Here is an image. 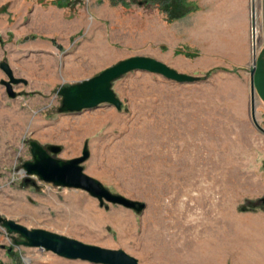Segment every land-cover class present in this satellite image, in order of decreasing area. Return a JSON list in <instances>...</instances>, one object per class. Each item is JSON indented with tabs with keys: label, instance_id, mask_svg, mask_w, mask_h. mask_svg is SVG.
I'll use <instances>...</instances> for the list:
<instances>
[{
	"label": "rangeland",
	"instance_id": "1",
	"mask_svg": "<svg viewBox=\"0 0 264 264\" xmlns=\"http://www.w3.org/2000/svg\"><path fill=\"white\" fill-rule=\"evenodd\" d=\"M11 3L0 0V65L10 62L26 81L14 82L10 96L0 66V217L123 248L143 264H264V129L254 123L242 75L203 69L199 51L170 32L182 8L168 0L59 3L54 36L41 21L28 27L10 16ZM139 54L199 79L130 71L114 81L122 110L103 102L60 111L62 85ZM31 140L62 146L61 159L87 145L85 172L146 208L102 205L84 188L31 175L24 167ZM23 241L0 221V264H94Z\"/></svg>",
	"mask_w": 264,
	"mask_h": 264
},
{
	"label": "water",
	"instance_id": "2",
	"mask_svg": "<svg viewBox=\"0 0 264 264\" xmlns=\"http://www.w3.org/2000/svg\"><path fill=\"white\" fill-rule=\"evenodd\" d=\"M10 62L4 61L1 63V68L9 76L8 80L3 79L2 84L8 87V94L10 96H17L14 88V82L20 83L26 81L25 78H18L15 76L10 66ZM156 72L164 77L172 78L178 82H193L199 79L197 75H190L184 71L178 70L168 63H165L153 56H146L139 54L138 56H130L122 61H117L114 65L109 66L101 71L100 74L90 76L83 81H78L75 84H64L58 90V94L63 97V103L59 107L61 112H77L80 110L97 107L103 102L117 106L123 109L122 99L114 91V81L122 77L130 71ZM256 62L251 67L250 73L252 75V109L251 114L254 123L257 127L264 129L258 121L256 114V89L254 88ZM30 146L32 149V160L27 159L24 164L26 172L31 175H37L44 179L45 182L54 183L59 187L69 186L71 188H84L93 196L100 199L102 205H106L107 200L114 204H123V206L143 212L146 208V201H137L123 196V194L113 193L107 185H104L97 177L91 176L84 170V162L87 161L91 152L87 145H85L84 154L78 155L74 158L61 159L55 154L63 151L62 146L52 143V145L43 146L40 141L31 140ZM26 181L36 184L32 177H27ZM27 183V182H26ZM107 205H109L107 203ZM2 224L8 228L10 233H20L24 238L23 244L27 246H34L38 248H45L47 251L57 252L60 256L71 258L73 260H86L91 263L100 264H143L138 260L136 255H132L126 249H112V247H103L95 243H87L84 240L72 238L59 234L58 231H51L44 227L32 228L27 227L17 220L9 219L5 216L0 217ZM24 264H29L25 261Z\"/></svg>",
	"mask_w": 264,
	"mask_h": 264
},
{
	"label": "crops",
	"instance_id": "3",
	"mask_svg": "<svg viewBox=\"0 0 264 264\" xmlns=\"http://www.w3.org/2000/svg\"><path fill=\"white\" fill-rule=\"evenodd\" d=\"M7 1H12L15 12L10 16L27 19L25 21L28 27H33L41 21L42 28H49L52 34L57 36L60 35L59 3L72 6L75 0ZM168 1L170 6L174 4V10L182 8L183 13L175 21L168 22L173 36L176 39H183L188 47L199 51L200 61L205 64L203 69L220 68L224 71L233 69L242 75L249 89L250 101L252 96L250 70L256 62L254 88L255 101L259 106L256 108V114L261 112L264 115V0ZM252 7L259 10L261 28L254 48L251 36ZM20 11H23L21 15Z\"/></svg>",
	"mask_w": 264,
	"mask_h": 264
},
{
	"label": "built area",
	"instance_id": "4",
	"mask_svg": "<svg viewBox=\"0 0 264 264\" xmlns=\"http://www.w3.org/2000/svg\"><path fill=\"white\" fill-rule=\"evenodd\" d=\"M259 10L256 9V7H252V31H251V36H253V45H256L259 39V31L261 30L260 28V23H259Z\"/></svg>",
	"mask_w": 264,
	"mask_h": 264
},
{
	"label": "bare ground",
	"instance_id": "5",
	"mask_svg": "<svg viewBox=\"0 0 264 264\" xmlns=\"http://www.w3.org/2000/svg\"><path fill=\"white\" fill-rule=\"evenodd\" d=\"M26 262H27V263H29V259H28V260H26Z\"/></svg>",
	"mask_w": 264,
	"mask_h": 264
}]
</instances>
